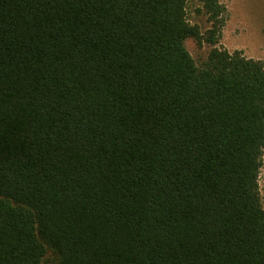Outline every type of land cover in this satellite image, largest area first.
Returning a JSON list of instances; mask_svg holds the SVG:
<instances>
[{"label":"trees","instance_id":"1","mask_svg":"<svg viewBox=\"0 0 264 264\" xmlns=\"http://www.w3.org/2000/svg\"><path fill=\"white\" fill-rule=\"evenodd\" d=\"M196 1L0 0V264H264V63Z\"/></svg>","mask_w":264,"mask_h":264},{"label":"rangeland","instance_id":"2","mask_svg":"<svg viewBox=\"0 0 264 264\" xmlns=\"http://www.w3.org/2000/svg\"><path fill=\"white\" fill-rule=\"evenodd\" d=\"M227 9V21L222 31L219 47L230 52L242 51L248 58L264 63V0H222ZM200 4L188 0L187 18L192 25H198L203 32L210 28L207 17L199 12ZM187 50L196 64L201 66L207 59L212 46L189 38L185 42ZM260 194L264 207V157L260 173ZM43 264H57L49 251Z\"/></svg>","mask_w":264,"mask_h":264}]
</instances>
